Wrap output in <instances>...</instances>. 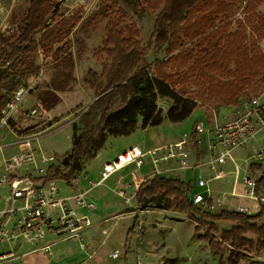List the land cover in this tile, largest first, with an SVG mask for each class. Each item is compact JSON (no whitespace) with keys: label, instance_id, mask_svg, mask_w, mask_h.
Masks as SVG:
<instances>
[{"label":"rangeland","instance_id":"1","mask_svg":"<svg viewBox=\"0 0 264 264\" xmlns=\"http://www.w3.org/2000/svg\"><path fill=\"white\" fill-rule=\"evenodd\" d=\"M114 4H118V6ZM54 5L55 9L52 16L57 17L61 14L71 15L77 9H82L81 19L69 34L68 44L64 47L62 54L58 55V59L55 60L52 57L43 58V55L37 54L31 56L32 59L36 60L37 67L33 70L27 67V65L30 64V60L26 65H21L17 58L14 60V65L10 66L12 69L16 68L18 76H21L23 81L27 80L28 76L25 78V75H28L30 71L34 74L40 73L43 79V81L32 90V95L28 103L31 106H25V108L18 112V118H15L12 122L17 125L19 133L40 129L37 127L32 129L31 126L40 123L42 117L47 115L45 112L42 113L43 110L47 109L50 111L51 108L54 110H61L64 98L74 99L76 94L90 89L89 85L85 83L88 70L93 69L97 72H101L103 65L110 61V57H108L106 52L102 53L100 49L103 47V41L106 39L108 29L112 26L113 22L120 23H118V29L124 26L136 27L138 30L136 35L132 32L129 34V30L126 29L124 35H126L127 38L133 36L136 41L140 42L141 47L146 53V63H148L151 75L166 79L173 85L177 93L182 94L184 97L195 99L198 106L193 113L183 121L169 122L166 120L158 127H150L146 132L140 128L129 135L109 140L107 146L108 152L111 154L135 143L147 148L151 145H161L164 144L163 142L183 139L185 133L189 135L192 133L193 140L190 144L198 145L194 140V125L198 120H203L205 124L208 125L213 119L214 114L219 120L227 119L241 108L242 101L264 94V78L257 76L254 77L252 81L248 79L242 85L240 84L241 93L236 97V100L230 104L220 99H207L211 88L209 86L210 84L223 80L232 81L233 77L227 76L226 73L223 74L217 69L211 70L204 66L209 60L207 58L210 57V53L207 54V52L214 50L216 39L214 38L204 42L199 39V37L202 36L200 33L202 30L198 27V16L202 9V4H198L191 10L185 19L172 30V41L174 45L170 54H167L165 50L157 51V48L152 45L156 18L159 11L165 6V0H160L158 6H155L153 3V7L140 0H54ZM239 5L240 3L237 5L238 8L236 7L235 15H233L235 21L230 28H227V32L236 29L238 24L237 19L239 17L245 19V14L242 9L244 5L241 4L240 7ZM28 6V0H0V61L4 58L5 42L3 38L8 36L14 37L17 34V27L11 14L14 13L15 17L20 19L27 11ZM259 10L264 11V5H262ZM203 32L207 33L208 31L203 29ZM245 33L248 39V52L249 55H251L254 50V46L251 45V43L253 40L258 39L259 33L251 29L249 24H247ZM259 40L258 42L264 51V38H259ZM62 44L63 42L59 45ZM182 51H185V57H176V55ZM172 56L174 57L171 58ZM186 56L190 57L186 59ZM9 64L7 63L6 65ZM165 75H167L168 78H165ZM54 88L63 89L56 90L60 100L53 106H46L41 95L44 94L49 103L53 104L55 100L54 95H52V93L50 95H45L44 92L47 90L52 92ZM92 91L93 94H96L95 90ZM89 100L90 99L82 100L73 104L72 108L64 112L63 115L52 118V122L56 121L54 125L52 124L51 127L47 129L46 133L41 135L39 140L34 144L38 143L37 145L48 155H53L57 159L62 160L72 148V125L78 121V116L86 109ZM37 101L41 102L42 105H38ZM171 104L172 101L166 98H160L158 100V106L161 107L163 113L167 112ZM33 108H38L39 110V113H36L35 117L28 115V111ZM71 113L72 115H68ZM64 115L65 119L63 118ZM60 118H62V120L58 121ZM0 130H2L0 131V146L4 147L6 144L5 139L10 138L13 140L11 136L12 131L10 129ZM254 147H258V149L264 148V130L260 132L256 139L234 150L233 153L238 158L241 165L246 166L248 163L246 158L255 152ZM1 151L5 153L7 148L4 147L0 149V152ZM88 162L89 161L85 163V167ZM96 163H98V161L91 162L90 165L95 167ZM229 169L230 165H228L226 169L228 174L226 179L212 182L214 187H220L214 199L221 198L225 192L230 189V185H228L229 183L227 184V182H232L234 177H231L232 172L228 173ZM147 170H149V167L146 168V171ZM20 171L22 172L21 169ZM61 181V179L58 180L59 183H61ZM158 195L160 196V204L168 206L171 197L167 198L168 195L164 192H160ZM234 203L230 201L215 203V207L212 210L216 213H220L223 210L236 211V209L233 208ZM174 209H176L175 205ZM201 213V211H195L193 209L181 215L169 213L168 215H172V219L170 222L167 221L171 224V227H163L161 224H157L156 229L158 235L157 238H154L155 240L152 239L158 242V244L153 247V253L156 255L141 251V253L138 252L140 254L137 256L136 251H129L127 253H129L130 256L127 262L124 258L127 246L124 244L123 238L125 236L123 235V226L130 220L119 216L117 219L118 227L110 234L108 243L111 244L112 247L118 248L121 257L116 259L111 258L109 251L103 246L98 251L100 255L106 256V259L103 260L101 264H119V262H124V264H137L139 259L141 264H173L171 261L175 259L176 261L174 264H219V256L213 254L209 241L205 239L206 232H208L209 237H213L221 243L220 248L223 255L228 256L232 246L230 241L223 237V234L225 232H230L238 223L234 220H221V224L217 225V223L213 221L209 224L206 223L208 226L205 232L197 223L199 219L198 216ZM254 214L256 213L254 212ZM201 217L204 219L207 216L203 214ZM253 223L257 226L264 225V218L253 221ZM198 226L202 230L199 228L197 232L195 229ZM158 229L160 230L158 231ZM168 231L170 232L168 236V246L166 250H163L165 242L163 244L159 242L160 236L163 235L164 237L165 233H168ZM243 237L247 238L249 241L251 240L253 245H251V243H245L240 249L235 248V252H241L240 259H242L240 264H264V250H261V248L257 246V236L253 233H246ZM131 242H134V239H132ZM131 242L128 243V246L132 245ZM143 248L144 250H148L146 244ZM160 254L161 256H159Z\"/></svg>","mask_w":264,"mask_h":264},{"label":"trees","instance_id":"2","mask_svg":"<svg viewBox=\"0 0 264 264\" xmlns=\"http://www.w3.org/2000/svg\"><path fill=\"white\" fill-rule=\"evenodd\" d=\"M140 1L151 7L153 3L158 6L160 2V0ZM28 3L29 7L23 17L19 21L16 20L17 35L3 38L6 53L0 66V105L23 83L16 68L10 67L15 61L7 67L5 64L18 58L21 65H26L30 60L27 67L31 70L37 68L35 59L31 56L36 53L39 46L43 48L45 54H52L55 60L58 59V55L62 54L68 44L69 39H65L81 19L82 9H77L71 15L61 14L52 17L55 9L54 0H28ZM239 3V7L241 4L244 5L242 9L245 19L239 17L236 29L227 32V28H230L235 21L233 15ZM198 4H202L198 16V27L202 30L199 39L203 42L216 39L214 50L207 52L210 53V57L207 58L209 60L204 66L233 77L232 81L223 80L210 84L207 99H220L230 104L241 93L240 84L248 79L252 81L257 76L264 78V51L258 42L259 38H264V11L259 10L264 5V0H165V6L157 15L153 31L152 45L157 51L165 50L167 54L171 53L174 45L172 30ZM114 5L118 6V4ZM49 18L52 21L47 24ZM118 23H112L100 49L102 53L106 52L110 61L103 65L101 72L89 69L85 78V83L96 91L97 98L80 113L78 121L72 125V148L63 157L60 166L51 169L52 177L61 175L71 178L74 174L82 172L85 163L97 155L110 136L129 135L139 125L146 128L159 126L166 120L183 121L198 106L195 99L177 93L166 79L151 75L146 63V53L140 42L133 36L127 38L124 35L126 30H129V34L132 32L136 35L138 30L134 26L118 29L120 24ZM247 24L259 33L258 39L251 43L254 46L251 55L248 52V39L245 33ZM203 29L208 32L204 33ZM61 42L63 44L59 45ZM185 55V51H182L176 57H185ZM188 57L190 56H186V59ZM28 75H25V78ZM165 78L168 76L165 75ZM3 89L7 91L2 92ZM56 90L63 89L54 88L52 92L48 90L44 92L45 95L51 93L54 95L53 104L49 103L44 94L41 95L46 106H53L60 100ZM160 98L172 101L165 113L158 106ZM259 185L264 186V178L260 179ZM190 189L191 184L155 175L142 186L139 197L146 195L150 198L164 192L168 196H173L169 209L175 205L178 210L185 213L190 212L191 209L199 211L188 200L187 192ZM205 214L215 220H234L238 223L230 232L223 234L232 246L228 256L223 255L221 243L209 237L206 232L205 239L209 241L213 254L219 256V264H240L241 252H235V248L240 249L245 243L253 245L251 240L243 237L246 233L255 234L258 238L257 246L264 250V225L257 226L253 223L263 217L264 210L257 214L226 210L217 215ZM133 229L134 226L131 227L130 232ZM197 229L199 230V227ZM175 261L176 259L171 262L174 264Z\"/></svg>","mask_w":264,"mask_h":264},{"label":"built area","instance_id":"3","mask_svg":"<svg viewBox=\"0 0 264 264\" xmlns=\"http://www.w3.org/2000/svg\"><path fill=\"white\" fill-rule=\"evenodd\" d=\"M31 85H23L13 91L0 109V129H10L17 139L19 151L11 157L3 159V169L0 174V264H16L24 262L27 254L33 251H50L51 245L56 240L78 241L83 248L88 246L83 231L91 225V218L87 214H79L78 207L92 211L95 203L89 197L90 191L105 183V181L118 171L129 166L135 168L131 171L133 176L134 192L128 194L125 188L114 187L113 190L121 196L127 204L131 203L135 192L146 180L139 174V170L150 157L155 173L162 160H177L176 170L207 168L205 176H199L196 185L202 191L193 192L191 202L200 207L202 212L197 223L202 229H207L203 214L213 211L215 203H223L232 199H242L243 202L234 203L238 212L254 214V208L264 210V186L259 185L264 178V148H256L246 160V166L239 163L234 155V150L255 139L264 130V94L242 101V106L231 117L223 120L217 119L214 114L208 125L203 120H198L194 125L195 143H206L207 157L205 160L192 163L190 150L187 148L193 140L192 133H185L184 138L175 143H169L157 148L146 149L139 145L131 146L119 153L115 158L103 165L99 180H90L89 187H80V175L74 174L67 180L73 192L62 194V186L57 176L52 177L50 166H60L62 160L53 155H48L39 145L34 144L41 135L46 133L51 126H46L48 121L31 126L40 128L34 131L18 132L17 125L12 123L20 111L26 95L31 90ZM38 108L29 111V115L38 114ZM42 114V113H41ZM40 114V115H41ZM31 129V128H30ZM36 129V128H35ZM3 147L0 146V149ZM162 155H159L161 154ZM40 158L46 167L40 163ZM230 162L232 170V189L219 198L211 195L210 181L224 178L227 173L220 165ZM260 167L255 171V164ZM22 170V172L20 171ZM243 173V176H242ZM242 176V177H241ZM122 182H125L122 179ZM242 186V190L239 186ZM49 235H54L48 239ZM44 241L24 251L26 243ZM111 256L119 258L118 250ZM137 264H141L139 259Z\"/></svg>","mask_w":264,"mask_h":264},{"label":"crops","instance_id":"4","mask_svg":"<svg viewBox=\"0 0 264 264\" xmlns=\"http://www.w3.org/2000/svg\"><path fill=\"white\" fill-rule=\"evenodd\" d=\"M11 17L13 18V21L15 22L16 27H17L18 22H16V20L19 21L23 16L19 19V18L15 17L14 13H12ZM52 17H54V16H52ZM51 21H52V19L49 18V20L47 21V24L51 23ZM39 36H40V34H39ZM67 39H68V37L65 40H67ZM5 53H6V45H5V50H4V56H5ZM37 54L43 55V58L44 57L45 58L46 57L54 58L52 56V54H48V55L45 54L43 48L40 46L38 47V50L36 51V53L34 55H37ZM16 59H14V60H16ZM14 60L12 59L10 61V63L13 62ZM1 61H2V59H1ZM1 61H0V66H1ZM7 63L9 64V62H7ZM6 64H5V67L8 66ZM35 65H36V60H35ZM42 81H43V79H42V75H40V73H37V74L30 73L27 77V80H24L23 81L24 83H22L20 85V86H23V85L29 84L32 87L30 92L26 95V99L23 102L22 108L20 109V111L23 108H25V106H31L28 103L30 101L29 100L30 96L32 95V90H34L36 88V86L38 84H40ZM89 88L90 89L88 91L86 90L85 92H81L80 94H76L74 96V99L73 98H71V99L64 98L63 102H62L63 106H62L61 110L60 109L54 110L53 108H51L50 111L47 109L43 110L42 113L45 112V114H47V115L42 117V120L40 123H42V121L47 118L46 120H44V122L48 121L46 123L47 124L46 126H51L52 124L54 125V123L56 121L52 122L53 121L52 118L63 115L64 112H66L67 110L72 108L73 104H76L82 100L90 99L88 104L86 105V108H87L97 98L96 94L92 93L93 89L91 87H89ZM6 91H7L6 89H3L2 92H6ZM8 97H7V99H8ZM6 100H5V102H6ZM5 102L2 105H0V109L3 107ZM37 102H38V105L41 104V102H39V101H37ZM69 106H71V107H69ZM40 108H42V107H40ZM18 115H19V113L16 114V119L18 118ZM28 115H29V111H28ZM68 115H72V113L68 114ZM31 116L35 117V115H31ZM44 117H46V118H44ZM63 118L65 119V115L63 116ZM61 120H62V118H60V120H58V121H61ZM37 124H39V123H37ZM150 127L151 126H148L146 128H142L141 126H139L137 129L141 128L144 132H146ZM153 127H156V126H153ZM0 131H2V130H0ZM12 133H11V136L13 137V140H11L10 138L5 139L6 144L4 147L7 148V151L5 153L2 151L0 152L1 153V155H0L1 156L0 174H1L2 169H3V159L5 157H11L13 154H15L19 151V146L17 144L16 138L14 135H12ZM118 137H120V136H118ZM118 137H114V136L108 137L103 148H101V150L98 151L97 155L94 158L89 160L87 166L83 169V171L78 173L80 175V187L82 189H87L89 187L88 182L90 180H99L100 179L103 165L106 162L112 160L119 153L123 152L125 149H127L131 146H134V145L141 146L140 144L135 143V144H132L130 146H126L124 149L118 150V151L111 154L110 152H108L107 143L109 140H113L114 138H118ZM180 140H182V138L176 139L173 141L163 142L164 144H161V145H158V144L157 145H151V146H149L147 148L145 147V148L146 149L157 148V147H161L163 145L169 144V143L178 142ZM187 148L190 150V160L192 163H196L197 161L206 159L207 151H206L205 141L201 145H191L190 144ZM256 148H258V147H254V149H256ZM159 155H162V153ZM94 161H98V163L95 164L96 165L95 167L90 165L91 162H94ZM40 163L46 167L50 166V163H48V164H47V162L45 163L44 161L41 160V158H40ZM177 164H178L177 160H174V159L162 160L159 167H158L159 173H157V176L164 178V179L178 180V181L185 182L187 184H191V189L187 192V197H188L189 202L192 205H194L191 202L190 196L192 195L193 192H198V191L203 190V188L198 187L196 185V180L200 175L201 176L206 175L207 168L176 170V169H174V167ZM228 165H230V169L228 170V173H231L233 170V166L230 162H227L224 165H220L219 167L222 168L227 173L226 169H227ZM263 165H264V163H263ZM260 166H261L260 163L255 164V167H254L255 171H257ZM53 167H54L53 165L50 166V168H53ZM148 167H149V170L146 171V168H148ZM134 168L135 167L132 165V166H129L127 168H124L121 171L116 172L115 174L110 176L105 181L104 184L99 185L90 191L89 197L93 200V202L96 205V208L94 210L87 211L85 208H81V207L77 208V211L79 214H87L91 218V222H92L91 225L83 231L84 237H85L86 241L88 242V246L86 248H83L78 241H65V240H57L56 241L55 240L53 242V244L51 245L50 251L38 250V251L30 252L29 254H27L25 256L24 262L17 260L16 264H101L102 261L106 259V256L99 254L98 251L100 248H102L104 246L105 249L109 251L110 255L114 251L118 250L117 247H112V245L108 243L109 242L108 240L110 238V234L113 231H115L118 227L117 219L119 218V216H121L123 218H127L130 220L128 223H126L123 226V235L125 236L123 238L124 244L128 248V250L126 248V255L124 256L125 261L126 262L128 261L127 259L129 258L130 255L127 252H129V251H136L137 256H138V254L141 253V251H145L146 253L149 252L152 254L154 252L153 247L158 244V242L154 241L155 240L154 238H157V235H158V232L156 229L157 224H161L163 227L164 226L171 227V224L169 222L172 219L171 218L172 215H168V214L169 213H172V214L176 213V215H178V214L181 215V214H184L185 212L183 213V211H180L177 208L174 209V207L169 209V207H168L169 204H168V206H163V204H160L161 201H159V198H160L159 195H156L155 197H150V198H149V196H146V195L139 197V191L142 188V186L148 181V179L154 177L153 174L155 173V171H154L155 167L153 166V163H152V160L150 157H146L145 164L139 170L140 176L142 178H145L146 180L141 184L139 190H137L135 192V195L133 196L131 203L127 204L124 201V199L121 196H119L113 190V188L114 187L125 188L127 190L128 194H132L135 191L134 186H133V183H134L133 176L131 173V171ZM227 177H228V174H227V176H225L222 179H226ZM57 179L62 180L60 183V185L62 186V194L66 195V194H70L73 192L72 188H70V186L67 183V180L70 178L60 175V176H57ZM122 179H124L125 182H122ZM218 180H220V179H218ZM218 180H212L209 183L210 188H211V195L213 196V198H216V194H217L218 189L220 187H218V188L214 187L212 182L218 181ZM232 183H233V181L227 182V184L230 185V189L226 192H229L232 189ZM239 189L242 190L241 185L239 186ZM170 197H171V199L173 198V196H167V198H170ZM231 202H243L244 205L250 204L249 201H245L242 199H232ZM169 203H170V201H169ZM194 206L200 211L199 206H197V205H194ZM254 210H255V213L257 214L258 208L256 207V208H254ZM259 212H261V211H259ZM205 213H209L210 215L219 214V213H216L214 211H209V212H205ZM205 213H204V216H207ZM262 218H264V215ZM204 220H205V224L206 223L209 224L210 222H213V221L215 223H217V225L221 224L220 223L221 220H215L211 217H206V218H204ZM207 224H206V226H208ZM132 226H134V229L132 230V232H130V229ZM166 229H164V230H166ZM159 230L160 229H158V231ZM195 230L198 232L197 227ZM204 230L206 232L207 229H204ZM169 234H170V232L168 231V233H165L164 237H163V235L160 236L159 242H161L162 244L165 242V247L163 248V250H166V248L168 246ZM52 237H54V235H49L48 239H51ZM132 239H134V242H131ZM152 239H154V240H152ZM129 242H131L132 245L128 246ZM37 243H40V244H37ZM42 243H44V241L26 243L24 246V251H27V250L31 249L32 247H35L36 245H41ZM145 244H146V247L148 250H144L143 247L145 246ZM138 252H140V253H138ZM153 255H156V254L153 253ZM159 256H161V254ZM110 257L113 258L112 256H110ZM120 257H121V255H120ZM113 259H116V258H113ZM119 264H124V262H119Z\"/></svg>","mask_w":264,"mask_h":264}]
</instances>
